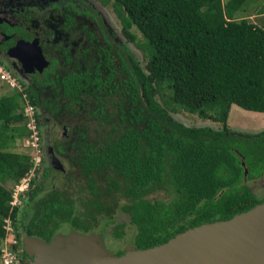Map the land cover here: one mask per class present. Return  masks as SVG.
<instances>
[{"label":"trees","instance_id":"16d2710c","mask_svg":"<svg viewBox=\"0 0 264 264\" xmlns=\"http://www.w3.org/2000/svg\"><path fill=\"white\" fill-rule=\"evenodd\" d=\"M110 1L128 40L137 44L132 28L142 35L146 62L142 68L132 57L128 64V105H118L122 122L112 120L110 132L95 140L77 129L71 159L90 183L84 194L74 199L55 188L41 194L34 176L22 204L10 206L13 185L32 167L29 153L13 150L31 132L22 92L35 107L39 127L40 117L23 81L22 91L7 86L0 95V244L6 217L19 243L22 230L49 242L65 224L90 232L117 207L135 226L134 247L143 249L263 202L249 182L264 174V129L231 132L226 124L231 104L264 112V27L237 15L247 0H103ZM163 88L170 102L221 128L169 120L168 105L155 99ZM67 92L73 96L69 87ZM156 191L167 198L148 197ZM23 203L27 217L19 221Z\"/></svg>","mask_w":264,"mask_h":264},{"label":"flooded vegetation","instance_id":"af4514ba","mask_svg":"<svg viewBox=\"0 0 264 264\" xmlns=\"http://www.w3.org/2000/svg\"><path fill=\"white\" fill-rule=\"evenodd\" d=\"M116 19L120 24V35L124 36L126 42L136 44L125 36L122 23L111 7V1L0 0V64L4 63L9 69H13L21 81L31 87L37 100L36 110L41 114L40 128L49 136L47 149L50 156L53 154L59 159L57 164H53L54 161L51 160L50 167L41 166L35 180L37 181V177H47L51 170L54 172L52 181L63 178L61 186H55L51 182L47 189L38 187L41 194L54 188L66 189L73 194L74 199L84 194L85 189L90 188V183L83 178L71 159L76 152L71 143L79 139L77 129L83 131L89 140H95L110 132L112 120L122 122L118 105L122 104L127 108L128 70L132 69L128 64H131L132 57L136 58L125 41L119 39ZM11 51L21 56L24 62L12 56ZM41 60L47 63L46 66H42ZM68 87L73 96L67 94ZM102 104V112H95ZM109 107H113L115 111H109ZM81 115H88L97 122L94 129L96 132L92 135L87 127L75 122L68 135L70 122L78 120L75 117ZM106 115L110 116L109 120L100 122L99 118ZM57 124L62 127V138L50 140V136L55 135L52 128ZM117 132L118 130L115 133ZM41 135L42 132L39 131V136ZM66 164L70 169L68 171L63 166ZM261 177L250 181L249 187L251 182H258ZM257 197L262 199V196ZM128 200L124 198V201ZM118 210L122 211L116 207L109 216L110 219ZM100 222L90 232L100 233ZM67 226L71 227L69 224ZM127 245L134 247L133 239ZM125 248L120 252H124ZM25 257L26 255H21V262Z\"/></svg>","mask_w":264,"mask_h":264},{"label":"water","instance_id":"95a60500","mask_svg":"<svg viewBox=\"0 0 264 264\" xmlns=\"http://www.w3.org/2000/svg\"><path fill=\"white\" fill-rule=\"evenodd\" d=\"M37 53L42 59L38 48ZM98 237L70 227L67 235L57 232L49 242L25 236L23 250L33 258L30 264H264V201L229 219L187 228L152 247L127 245L119 255L104 254Z\"/></svg>","mask_w":264,"mask_h":264},{"label":"rangeland","instance_id":"374dc122","mask_svg":"<svg viewBox=\"0 0 264 264\" xmlns=\"http://www.w3.org/2000/svg\"><path fill=\"white\" fill-rule=\"evenodd\" d=\"M223 2H227L228 0H222ZM264 0H247L244 5L243 9L237 12V15L240 17H245L250 20V22H254L255 24H259L264 27V12H261L262 6H263ZM116 22L118 24V27L116 28L117 32L120 35V24L118 23L117 19ZM133 32L136 34V42L137 44H133L131 42H126L124 39L123 35L119 36V39L123 42L125 41L126 46L128 49L131 51V53L134 55L140 66L144 67V64L146 62V56L144 51L141 49L139 46L144 43V39L142 38V35L140 32L136 30V28L132 29ZM3 66L9 70L13 75L17 77V79L21 80L13 71V69H9L7 65ZM8 91L7 85L0 80V95ZM155 99L161 103V104H167L169 111H168V118L169 120L175 121V122H180L184 124L187 127H200V126H210L215 130H218L221 128V123L219 122H214L210 119H205L201 118L195 113H189L181 108H179L177 105L173 104L170 102L169 98V91L167 88H163L161 93L157 96H155ZM166 105V107H167ZM109 111L114 112L115 109L113 107H109ZM38 112V110H37ZM39 117L41 114L38 112ZM75 118H78V120L73 119L70 122V125L67 128V134L70 135L71 131V126L76 122L84 125L87 127L90 131L91 134L93 135L94 129L97 126V122L90 118L88 115L87 116H77ZM226 124L231 132H242V133H249V134H255L259 133L261 130L264 129V112H255V111H250V110H245L236 104H231L229 108V113L227 117ZM67 127V126H66ZM39 131L42 132V135L39 136L38 144H39V155L42 158V164H40L37 169L35 170L34 176H38L42 167L47 166L50 167L51 165V160H53V164H57V159L53 154L50 156V152L47 149V146L49 144V136L47 135V132L44 131L42 128L39 127ZM52 131H54L55 135L50 136V140L56 139H61L62 138V127L57 124V126H54L52 128ZM27 139H23L20 141L16 147L13 148L14 151L18 152H26L29 153L31 156L35 155V150L32 149V147L26 145ZM63 164V163H61ZM42 166V167H41ZM65 169L68 171V166L63 165ZM56 170V169H55ZM70 170V169H69ZM49 173L47 174V177L43 178L40 177L35 184L40 188V189H47L50 185L51 182L54 183L55 186H61V183L63 181V178L59 177L57 180L52 181L53 177L52 175L54 172L51 170L48 171ZM73 185V182L71 183ZM250 188L253 190V192L257 196H262L261 198L264 200V177L258 181V182H251L250 183ZM167 194L163 191H156L148 195L149 198H167ZM28 206V204H27ZM20 215H19V221H21L24 216L27 217V208L26 204L23 203V205L20 207ZM112 221V222H111ZM119 225V226H117ZM98 228L102 229L100 233H97L99 235L98 237V242L101 243L102 249L104 254L106 255H119L117 254L121 250H124L126 244L132 241L134 233H135V227L131 222V219L129 217V214L127 212H122L118 210L115 214L114 217L110 219V222L107 220H102L98 226ZM115 229L118 231L122 232V235L120 237L115 236ZM70 231V227H68L66 224L62 225L59 229V232L67 235ZM90 233V232H89ZM24 234L23 230L21 231V241L19 243V248L23 249L24 248ZM23 252V251H22ZM33 258L29 255H26V257L23 259L22 262L26 260V264H30V261Z\"/></svg>","mask_w":264,"mask_h":264},{"label":"built area","instance_id":"2783aa9c","mask_svg":"<svg viewBox=\"0 0 264 264\" xmlns=\"http://www.w3.org/2000/svg\"><path fill=\"white\" fill-rule=\"evenodd\" d=\"M259 27H263L257 24ZM0 80L4 82L10 89L18 91L23 90V86L19 79L9 70H7L2 64H0ZM264 83V73H263ZM23 98V114L26 117V126L31 131L26 138V145L32 147L35 150V155L32 156V167L30 171L20 179L19 182L12 187V198L10 206L16 207L22 204L25 198L26 191L29 188L31 178L34 177V172L40 164L39 155V126L36 117V111L34 105L29 101L27 93L22 92ZM3 228L5 229V237L0 244V264H21L22 249L19 248V242L16 237V229L11 217H6L3 220Z\"/></svg>","mask_w":264,"mask_h":264}]
</instances>
